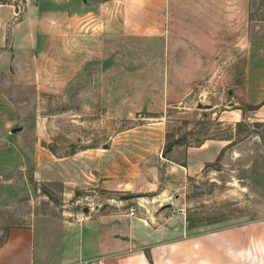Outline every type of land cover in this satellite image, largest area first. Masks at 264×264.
I'll return each mask as SVG.
<instances>
[{
	"label": "rangeland",
	"instance_id": "374dc122",
	"mask_svg": "<svg viewBox=\"0 0 264 264\" xmlns=\"http://www.w3.org/2000/svg\"><path fill=\"white\" fill-rule=\"evenodd\" d=\"M253 20L252 47H191L190 64L187 47H171L167 60L165 46L127 39L103 48L82 40L70 61L68 37L55 45L52 36L39 61L14 62L0 76V135L28 156L17 174L33 194L1 202L0 244L34 214L78 220L111 198L193 233L264 220V109L243 94L248 79L251 100L264 91V0H253ZM102 181L120 190L96 187Z\"/></svg>",
	"mask_w": 264,
	"mask_h": 264
},
{
	"label": "crops",
	"instance_id": "0c3cea01",
	"mask_svg": "<svg viewBox=\"0 0 264 264\" xmlns=\"http://www.w3.org/2000/svg\"><path fill=\"white\" fill-rule=\"evenodd\" d=\"M94 1L0 0V76L16 61H39L50 36L55 45L68 37L74 46L70 61L77 60L82 40L102 48L125 45L126 39L129 44L163 45L167 60L171 47H187L182 64L194 62L191 47L254 44L253 0ZM90 21L100 26L99 33L88 32ZM66 24L68 32L62 31ZM84 52L89 55L87 48ZM100 56L108 60L106 51ZM243 88L244 102L263 110L264 91L253 101L247 95L251 79ZM4 106L0 97V108ZM0 138L5 141L0 144V204L31 201V184L17 174L28 165V156L8 145L6 135ZM181 167L191 172L189 163ZM96 187L120 190L105 181ZM124 202L111 198L89 204L72 221L34 214L26 224L8 229L0 244V264H264V220L193 233L183 224L155 223L160 214L153 221L130 216Z\"/></svg>",
	"mask_w": 264,
	"mask_h": 264
},
{
	"label": "built area",
	"instance_id": "2783aa9c",
	"mask_svg": "<svg viewBox=\"0 0 264 264\" xmlns=\"http://www.w3.org/2000/svg\"><path fill=\"white\" fill-rule=\"evenodd\" d=\"M129 215H130V216H134V211H130V212H129Z\"/></svg>",
	"mask_w": 264,
	"mask_h": 264
}]
</instances>
